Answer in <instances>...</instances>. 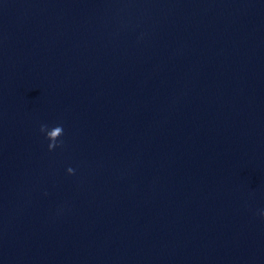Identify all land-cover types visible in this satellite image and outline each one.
<instances>
[{"label":"clouds","instance_id":"obj_1","mask_svg":"<svg viewBox=\"0 0 264 264\" xmlns=\"http://www.w3.org/2000/svg\"><path fill=\"white\" fill-rule=\"evenodd\" d=\"M40 131L42 133H45V138L49 141V143H48V150L49 151L54 150L56 147L60 146L63 143L59 139L64 134V130H63V126L62 125H57V126L51 128L49 130L48 126L46 124H42L40 126ZM67 172L69 174H73L74 173V169L69 167L67 169ZM260 215L264 216V210H262L260 212Z\"/></svg>","mask_w":264,"mask_h":264}]
</instances>
